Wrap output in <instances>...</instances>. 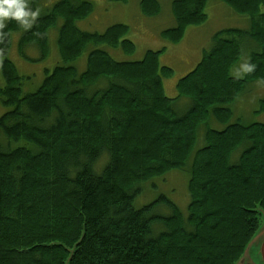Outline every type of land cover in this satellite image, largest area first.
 <instances>
[{
    "label": "trees",
    "instance_id": "trees-1",
    "mask_svg": "<svg viewBox=\"0 0 264 264\" xmlns=\"http://www.w3.org/2000/svg\"><path fill=\"white\" fill-rule=\"evenodd\" d=\"M126 3L127 0H108ZM246 16L248 29L213 34L212 47L167 97L160 64L165 48L118 61L98 45L134 53L128 26L103 33L76 22L93 12L88 0H0V264H232L264 210V123L231 122L234 101L253 82L264 84V0H220ZM43 4V5H42ZM206 0H173L178 43L206 20ZM144 17L157 0H141ZM58 28L59 60L41 85L23 93L7 58L11 33L20 55L49 53ZM95 46L77 62L86 46ZM247 55L246 57L243 56ZM242 60V61H241ZM82 61V62H83ZM237 63L240 78L230 74ZM240 65V66H241ZM186 101L183 112L177 103ZM264 112V99L260 101ZM215 120L219 129L208 127ZM203 145L195 149L199 133ZM171 170L189 173L187 212L164 195L140 207L142 185ZM152 185V183H149ZM156 188L154 185H152ZM166 205L170 213H154Z\"/></svg>",
    "mask_w": 264,
    "mask_h": 264
},
{
    "label": "rangeland",
    "instance_id": "rangeland-1",
    "mask_svg": "<svg viewBox=\"0 0 264 264\" xmlns=\"http://www.w3.org/2000/svg\"><path fill=\"white\" fill-rule=\"evenodd\" d=\"M93 4V12L85 19L77 21L76 26L83 31L91 33H103L108 27L120 23L128 26L125 38L135 44L134 53L126 55L123 51L110 48L106 45H98L97 48L104 49L113 59L118 61H135L143 58L147 50H159L165 48L164 54H160L159 60L163 66L172 69L169 77L163 78L162 84L167 97H176L177 81L191 71L195 65L192 61L198 55L202 56L203 51H208L212 47V36L223 29H248L246 16L236 14L228 5L220 0H206L204 13L206 20L200 25L188 26L182 39L172 44L165 41L161 33L164 30L175 26V19L171 13V3L173 0H157L160 4L158 16L152 18L144 17L140 13L139 3L141 0H127L126 3L111 2L108 0H88ZM50 0H46V3ZM51 2L43 5L46 9ZM62 24L57 21L55 29L48 32L49 53L42 58L40 51L32 45H26L22 53L27 59L19 53L18 38L19 34L11 33V43L7 58L15 65L20 76L24 77L22 82V92L30 93L35 91L42 83L45 77V71H51L59 60L56 48L57 30ZM56 27H58L56 29ZM95 46L88 44L79 57L77 62L73 63L79 71L84 68V61L88 52ZM160 56V57H161ZM243 56H247L244 55ZM200 58V57H199ZM198 60V59H197ZM242 61V60H241ZM237 63L231 68L230 74L234 77H242L244 74L243 66ZM193 66V67H191ZM0 83L2 77L0 72ZM264 99V84L253 82L247 85L245 91L234 101L231 106V122L241 121L249 125L251 123H264V112L260 110V101ZM178 111L183 112L187 107L186 101H178ZM184 109V110H183ZM6 109L0 105V115ZM208 127L219 129L220 125L215 120H210ZM203 145L201 130L195 149ZM189 173L185 170H171L162 177H156L150 182L142 185V193L134 200V207L140 208L160 195H164L182 212H187L189 196L187 191V182ZM154 185L156 188H154ZM259 211V225L254 235L250 239L244 253L232 264H264V210ZM158 215H168L169 208L166 205H159L154 209Z\"/></svg>",
    "mask_w": 264,
    "mask_h": 264
},
{
    "label": "crops",
    "instance_id": "crops-1",
    "mask_svg": "<svg viewBox=\"0 0 264 264\" xmlns=\"http://www.w3.org/2000/svg\"><path fill=\"white\" fill-rule=\"evenodd\" d=\"M162 54H164V53H162ZM161 56V55H160ZM200 57V58H199ZM162 59V56L160 57V60ZM198 59V60H197ZM200 59H201V56L200 55H198L197 57H196V59H194L193 61H192V65H195L196 66V64L200 61ZM194 66V67H195ZM191 67H193V66H191ZM186 75V74H185Z\"/></svg>",
    "mask_w": 264,
    "mask_h": 264
}]
</instances>
